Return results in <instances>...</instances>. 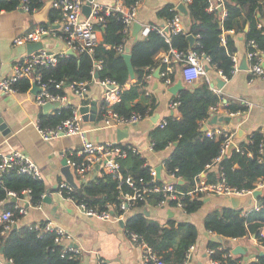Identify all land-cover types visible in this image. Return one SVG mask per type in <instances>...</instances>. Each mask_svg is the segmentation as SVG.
<instances>
[{
  "label": "trees",
  "instance_id": "trees-1",
  "mask_svg": "<svg viewBox=\"0 0 264 264\" xmlns=\"http://www.w3.org/2000/svg\"><path fill=\"white\" fill-rule=\"evenodd\" d=\"M30 9H41L44 0H26ZM187 9L185 32L169 34V41L150 28L146 35L141 32L135 38L122 32V21L114 13L104 16L102 27V42L95 45L93 52L76 53L61 56L53 66H38L34 74H39L41 80L48 79L63 81L59 89L50 87L51 91L64 95L68 93L65 87L73 81L92 82V72L98 73L97 80L105 78L116 81L120 86V98L113 104V110L122 116L132 113L142 118L152 114L157 106V99L149 88L147 74L157 66L160 72L166 68V63L159 53H167L170 49L187 51L192 48L198 55L208 57L207 66H212L227 78L232 75L233 60L236 52V39L242 36L247 52H256L259 56L264 52V0H223L224 16L220 15L221 7L209 9L210 0H182ZM20 0H0V11H10L19 8ZM178 11L172 4H167L157 11L158 16L171 18ZM33 13V12H32ZM180 13V12H179ZM58 12L49 8L47 20L52 27ZM154 25V24H152ZM224 33V43H221L220 33ZM195 37L192 47H189L187 35ZM253 43H250V42ZM122 45L130 53V62L134 77L130 78L125 59L117 47ZM256 58L253 57L252 61ZM173 67L171 80H176V63H169ZM99 68L96 69V66ZM163 77L160 78L163 82ZM127 85V86H126ZM18 92H27L31 83L29 79H19L14 85ZM223 95L215 92L208 81L202 78L197 85L187 84L175 94L171 100L178 104L173 111L164 116L165 125L161 129L155 128L150 134V141L154 150L171 146L170 154L164 159L168 171H174L181 177L182 183L178 186L182 190L191 188L194 179L205 173L207 181L212 182L223 172L225 183L238 189H252L258 181L264 182V155L258 150L264 143V135L259 130L253 131L247 141H239V151L231 148L228 154H223L218 162L213 160L221 155L222 135L208 136L201 130L200 121L213 116L211 106L222 103ZM87 101H83L85 104ZM97 119L103 113L102 101L98 103ZM224 110L229 113L243 112L246 105L242 102L225 98ZM72 106H60L52 114L39 116L40 127H55L63 119L71 115ZM126 150V155L119 159L120 171L133 179L149 178V165L139 153L127 149L126 145L119 144ZM251 154L250 156L248 154ZM261 158V160H260ZM118 181L110 174L101 173L86 183H79L72 191L76 202H83L86 206L105 209L107 203H118L119 193L129 191L124 183L117 187ZM29 189L28 193L22 191ZM46 191L42 179H35L25 174H19L15 169H6L0 173V208L14 210L15 202L11 201L9 192H13L16 199L30 196L31 205L41 204ZM161 195L152 193L147 198L135 201L130 208L137 211L125 216L124 230L137 233L149 244L157 255L166 264H180L186 257L190 245L197 241L198 232L195 224L189 221H167L164 226L156 220L148 218L141 210L146 203L157 205L161 202ZM258 207L243 209L242 206L230 205L213 207L203 218V227L209 232L227 238H240L254 235L260 245L264 247V236L260 230L264 228V186L256 197ZM182 209L186 213L198 210L203 203V196L181 198ZM168 203L175 205L173 201ZM129 208V209H130ZM20 216L15 211L14 218ZM17 227L7 230L1 236L3 250L0 255L11 259L13 264H79V255L69 257L62 255V243L55 241L53 230L41 231L32 224H23L18 221ZM43 221L39 222L41 225ZM207 247L214 251L212 257L218 259L220 264H264V251L259 252L255 259L243 260L240 254L224 256L230 250L222 247L221 241L216 237L207 242Z\"/></svg>",
  "mask_w": 264,
  "mask_h": 264
},
{
  "label": "crops",
  "instance_id": "crops-1",
  "mask_svg": "<svg viewBox=\"0 0 264 264\" xmlns=\"http://www.w3.org/2000/svg\"><path fill=\"white\" fill-rule=\"evenodd\" d=\"M100 1L111 3L113 0ZM179 3H183L185 6L182 0H140L136 21L142 27L138 33H142L144 27L151 24L162 26L166 18L158 16L157 11L167 4H172L173 9L177 10ZM210 3L214 5L215 0H210ZM222 11L223 7H221L220 15H222ZM35 12L29 14L21 8L0 11V78L9 75L14 63L22 60L27 55L25 44H14L13 39L35 26L43 24L35 19ZM180 15L182 24L186 27L188 24L187 14L180 13ZM42 41L43 49L46 51L60 52L65 49L63 41L53 34L44 36ZM236 47L234 56L236 57L238 69L228 80H223L219 71L209 65L206 74L212 89H220L219 93L223 97L242 102L246 105V109L241 113L231 115L225 113L223 106H220V113L216 116H229L230 120H217L211 124L209 121L213 115L200 121V126L205 133L215 127H227L234 134V143L238 144L239 141H247L253 131L259 130L264 135V77L249 81L247 69L250 61L246 57L247 49L243 38L236 39ZM163 55V52L159 53L158 57H163ZM259 58L264 63V52L260 54ZM157 68L158 66L152 70L151 76L148 78L150 86L147 88V92L153 93L157 99V106L152 114L132 124L112 127L102 126L101 118L97 119L98 103L101 101L100 91L99 99L96 102L95 119L92 121L83 120V127L86 130L87 138L91 141H110L121 145L135 146L140 156L145 159V163L156 170L157 177L160 180H165L167 174L163 161L169 156L171 146L154 150L151 147L150 134L155 129L156 123L172 111L169 108V102L174 95L168 91L171 85L166 87L161 82L160 77L159 79L154 77ZM175 78L174 83L181 81L183 87L185 86L181 79L178 63H176ZM199 81L196 80L195 82L199 83ZM97 86L94 82L89 84L88 99L85 104L89 105L91 103L93 95L97 92ZM33 98V93L29 91H14L0 95V114L9 129L5 135L0 131V153L17 150L29 156L39 167L43 176L42 180L51 198L50 202L42 200L40 208L29 205L27 213L22 215L18 222L29 225L49 220L54 225L64 228L71 234L68 243H72L80 250L79 264H143L141 261V248L127 237L124 224H120L119 221L86 216L71 201L56 192L57 183L63 179L65 180L61 172L62 159L69 157L71 152L79 147L80 138L71 135L43 139L37 131L35 122L40 115L52 114L55 108L44 109L41 105L35 103ZM225 98L222 100L224 101ZM81 104L77 97L69 95L67 105ZM155 113H158L159 117L156 121H153L152 118ZM117 130L121 131L120 140H117ZM200 175L205 176V173ZM256 202L257 199L253 196H246L245 202L241 206L245 210L250 209ZM15 203L22 204V201L16 199ZM225 205L231 206L228 197L211 195L204 196L201 207L192 213H186L181 207L168 202L157 205L146 203L141 210L148 218L156 220L164 226H167L169 220L176 222L189 221L195 224L198 237L196 243L193 244L194 248L186 264H209L205 250L207 242L216 235L203 227V218L213 207ZM135 211H137L136 207L130 208L126 211L125 216ZM221 243L222 247L229 248L230 252L237 246L241 247L244 253L239 254L243 260L255 259L259 252L264 251V247L259 244L252 234L240 238L222 237ZM0 258H2L1 255Z\"/></svg>",
  "mask_w": 264,
  "mask_h": 264
},
{
  "label": "built area",
  "instance_id": "built-area-1",
  "mask_svg": "<svg viewBox=\"0 0 264 264\" xmlns=\"http://www.w3.org/2000/svg\"><path fill=\"white\" fill-rule=\"evenodd\" d=\"M47 1V0H44ZM50 2L49 8H53L58 12L57 18L54 20L52 27L37 25L33 29L26 33L16 36L13 39L14 44H25L30 41L42 40L44 36L53 34L60 38L65 49L60 52H49L44 49L35 51L29 55H26L22 60L14 63L11 73L7 76L0 78V95L12 93L15 90L14 84L19 79H29L31 86L35 83L39 90L33 94L34 102L38 105H44L47 102L58 101L61 106H67L69 95L77 97L81 103L88 99L89 84L94 82L101 87V101L103 113L101 116L102 126H118L123 124L136 123L142 117L137 113H132L129 116H122L113 110V104L120 98L121 86L114 80L105 78L97 80L94 77L95 71L92 72V82L90 81H73L68 84L65 89L68 93L61 95L51 91L50 87L59 89L63 85V81H56L54 79H48L46 82L41 80L39 74H34L35 68L38 66H53L57 63L58 59L63 55H70L67 50L76 53H92L95 45L102 42V27L104 25V16L111 13L116 14L122 21V32L127 35L130 34L132 24L136 21L138 7L140 0H113L111 3H103L100 0H48ZM89 1L90 10L88 15H85L82 11L83 6ZM223 5V0H215V4L209 3V9H213L215 6ZM19 8L25 12L32 14L34 9H30L26 0H20ZM225 9L223 8L222 15L224 16ZM221 15V16H222ZM57 25V27H56ZM152 28L161 34L166 41H169V34L176 32H185V28L182 24L181 15L179 12L175 13L171 18L166 19L162 26L148 25L142 30V34L146 35L147 31ZM58 31H57V30ZM221 43H224V33H220ZM250 43H253L252 41ZM118 52L124 53L125 50L122 45L117 47ZM247 59L250 61L248 66L249 81H253L256 78L264 77V63L261 62L259 55L256 52H247ZM255 57L256 60L252 61ZM165 62L166 68L160 72V78L163 77V84L168 87L173 84L171 80V73H173V67L170 65V61L180 65V75L184 83L192 84L196 80L202 78L208 81L206 74V68L208 57L189 49L187 51H177L170 49L167 53H164L162 57ZM233 68L232 74L238 69L236 57L232 56ZM99 66H96V69ZM220 73V72H219ZM223 80H228L225 75L221 74ZM151 74H147L146 78H149ZM127 86V85H126ZM29 89V92H30ZM219 93L220 89H212ZM220 94V93H219ZM225 101V100H224ZM215 106L210 107V111L213 115H217L220 112V106H223V102ZM83 104V103H82ZM178 102L170 100L169 108L173 111ZM88 105V104H87ZM80 105L72 106L71 115L63 119L55 127H40L39 120L35 122L38 133L43 139H52L61 136L75 135L80 138V145L77 149L73 150L69 157L66 158V163L70 167L74 180L77 183H86L93 179L95 175L106 173L110 174L114 179L118 181L117 187H121V184H125L129 187V191H121L119 193L118 203H107L105 209H99L94 206H86L83 202H76L72 196V191L75 188L66 180H61L57 183L56 192L71 201L77 209L86 216H94L102 220L120 221L125 218L126 211L137 200L144 201L148 195L152 193H158L161 195V202L165 203L173 201L175 206L182 207L181 198L188 196L190 198H196L201 196L222 195L226 197L230 196H253L254 190L262 189L264 182L258 181L252 189H238L231 187L225 183L223 172H219V176L216 180L209 182L205 176L198 175L194 179V184L187 190H182L178 185L180 184L181 177L174 173V171H168L165 167L167 179L160 180L157 177L156 170L153 167H149V178L138 180L133 179L130 175L124 176L120 171L119 159L126 155V150L123 149L118 143L106 141L95 142L87 138L86 130L83 127V118L79 111ZM225 113H227L225 111ZM239 113V112H236ZM228 114V113H227ZM235 114V113H229ZM165 125L164 118L160 119L155 128L161 129ZM208 136H220L224 137L222 143L221 155L216 157L213 162H218L220 157L225 154L226 148L229 143L233 142V133L227 127H215L206 131ZM152 147V143H151ZM234 148L239 151L240 147L234 143ZM127 149L132 152L138 153L135 146L127 145ZM259 154L264 155V143L260 144ZM251 155L250 153L248 154ZM261 160V158H260ZM6 169H15L19 174H25L35 179H42L43 176L36 163L26 154L11 150L6 153H0V173ZM76 186V187H77ZM28 193L29 189L22 191ZM9 196L16 197L13 192H9ZM22 204H15L14 209L21 217L27 213V209L30 201V196L27 194L24 198H20ZM41 207V204L35 205ZM254 208L258 207V202L253 205ZM14 210L0 208V237L3 236L7 230L18 221L14 218ZM35 228H39L41 231L53 230L55 232V241L62 243L64 246L61 250L62 255L68 254L69 257L79 255L80 250L76 246L69 244L71 234L64 228L54 225L49 220H43V223L39 225V222L34 223ZM127 237L141 248V261L143 264H166L162 258L155 253L152 247L147 244L141 236L137 233L124 230ZM260 235L264 236V228L260 230ZM1 243V238H0ZM193 245L189 246L186 257L180 264H186L187 260L193 250ZM213 249L207 247L205 252L208 256L209 264H220L218 259L212 257ZM232 253L229 251L224 256H230ZM0 264H13L11 259L0 258ZM240 264V263H236Z\"/></svg>",
  "mask_w": 264,
  "mask_h": 264
},
{
  "label": "water",
  "instance_id": "water-1",
  "mask_svg": "<svg viewBox=\"0 0 264 264\" xmlns=\"http://www.w3.org/2000/svg\"><path fill=\"white\" fill-rule=\"evenodd\" d=\"M49 4L50 2L47 1L43 7L41 9H39L38 11L35 12L34 14V17L35 19L39 22V23H45V24H49L47 18H46V14H47V11L49 9ZM89 10H90V6H89V1L86 2V4L83 6V13L85 15H88L89 13ZM177 10L181 13V14H187V9L185 8L184 4L183 3H179L177 5ZM141 24L137 21L133 22L132 24V29H131V38H135L137 33L141 30ZM187 39H188V42H189V47L191 48L194 41H195V37L191 34H188L187 35ZM238 39H242V36H238ZM43 41L42 40H37V41H30V42H27L25 43V49H26V53L27 55L35 52V51H38L40 49H43ZM67 52L69 54H74L72 51H69L67 50ZM122 56L123 58L125 59V62L127 64V67H128V71H129V76L130 78H133L134 77V73H133V68L131 66V62H130V53L128 51V49H126V51L124 53H122ZM206 70L208 69V66L206 65L205 66ZM160 69L159 67L156 69V71L154 72V77L156 79H159L160 75ZM98 76V73L95 71L94 73V77L97 78ZM194 86L197 85L196 82H193L192 83ZM183 88V85H182V82L181 81H177L176 83H174L173 85H171L169 88H168V91L175 95L177 94V92ZM39 90V87L35 84V83H32V87L30 89V92L35 94L37 91ZM96 94L93 95V100L91 101V103L89 105L87 104H81L79 106V111L82 115V118L84 121H88V120H94L95 119V113H96V102L97 100L99 99V92L101 91V87L98 85L97 88H96ZM60 103L58 101L56 102H47L45 103L44 105H42V107L44 109H51V108H58L60 107ZM159 117V114L158 113H155L154 114V117L152 118L153 121H156L157 118ZM222 121V120H225V121H229L230 120V117L229 116H213L211 118V120L209 121V123L213 124L215 123L216 121ZM0 131L2 132V134H6L9 129L6 127L5 125V122L3 120V117L1 116L0 114ZM117 140H120L121 139V131L120 130H117ZM234 146V143L231 142L229 143V145L227 146L226 148V152H225V155L228 154L231 150V148H233ZM159 171V170H158ZM61 172L65 178V180L67 182H69L71 185H73L74 187L77 186V183L75 182L74 180V177H73V174L70 170V167L67 165L66 163V158H63L62 159V167H61ZM180 183H182V181H180ZM261 192V189H257V190H254L252 195L254 198L257 197V195ZM42 200L43 201H51V198L48 194V190L46 189L43 197H42ZM228 200L231 204L232 207L236 208V207H239L241 206V204H243L245 202V197L244 196H230L228 197ZM11 201L15 202L16 201V197H11ZM257 203V202H256ZM120 224H124V221L123 220H120L119 221ZM17 227V223H14L12 226H11V229L13 228H16ZM216 238L219 240V241H222V237L219 236V235H216ZM3 250V245H0V252H2ZM232 254H239V253H244V250L237 246L235 247L234 249H232Z\"/></svg>",
  "mask_w": 264,
  "mask_h": 264
}]
</instances>
